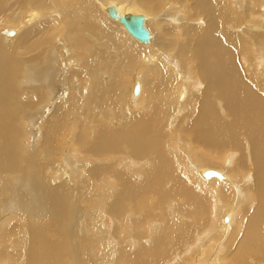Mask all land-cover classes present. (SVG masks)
Wrapping results in <instances>:
<instances>
[{"label": "bare ground", "instance_id": "1", "mask_svg": "<svg viewBox=\"0 0 264 264\" xmlns=\"http://www.w3.org/2000/svg\"><path fill=\"white\" fill-rule=\"evenodd\" d=\"M163 2L0 0V21L18 27L0 32V264H95L97 248L106 264H264V0H169L160 17ZM120 17L141 18L148 39ZM26 121L41 131L32 143ZM69 126V143L100 154L94 162L68 152L55 163ZM110 154L144 160L128 171L134 183ZM177 156L196 166L195 186L174 174ZM86 174L120 182L99 202L115 216L142 195L146 209L181 208L170 223L135 218L134 238L117 244L100 207L73 220L94 203L76 195Z\"/></svg>", "mask_w": 264, "mask_h": 264}, {"label": "rangeland", "instance_id": "2", "mask_svg": "<svg viewBox=\"0 0 264 264\" xmlns=\"http://www.w3.org/2000/svg\"><path fill=\"white\" fill-rule=\"evenodd\" d=\"M165 5H170L169 4V0H164L161 8L159 10H157V12L160 15V17H161V13H163V10L166 9ZM135 6H137L139 9H141V10H143L145 12H149V8L148 9L143 8L141 6H138V4H136ZM163 6H165V7H163ZM12 7L13 6H10L9 8H7V10H9ZM148 15H150V14H148ZM193 21H194L193 24L198 26V27H200V28L204 27V25H205L203 17L193 18ZM15 27H17L16 24L7 23L5 20H1L0 21V32H2L4 29H7V28L12 29V28H15ZM162 28L164 30V32L162 33V37H164V34L167 32V23L165 21H164V25L162 26ZM9 32H11V31H9ZM130 40L132 41L133 39L131 38ZM3 41H4V39H3ZM135 42L136 41L134 40L133 43H135ZM0 45H1V47L3 49L7 48V47H5L3 45V42H2V39H1V34H0ZM139 45H137V46H139ZM149 77H151V76H149ZM184 77L186 78V81L189 84V86L192 89H196L195 86L197 85V83H196V78L197 77H195L194 75H191L190 72H186ZM31 83L33 84V86H35L34 82H31ZM84 84L87 85L88 83L85 82ZM83 94L87 95V93L85 91L83 92ZM131 99H133V98H131ZM133 100H135V99H133ZM80 102L82 103L83 101H80ZM48 107H51V103L45 104L44 109L40 113H42V112L47 113L48 109H46V108H48ZM76 115L80 116L79 106L76 109ZM38 118H39V120H42L41 116H38ZM83 120H85V119H83ZM80 123H81V121H80ZM27 124H28V130L27 131H28L29 142L32 143L35 137L41 135V131L39 130V128L36 129L35 126H32V122L31 121H28ZM76 128H77L76 131H77L78 134H82L83 137H86L85 139H89L90 138L87 125H85V124H79L78 125L77 124ZM35 130H37V131L34 132ZM70 133H71V126L68 127V130H67V134L68 135H67L66 139L61 141L60 145L58 146L59 147L58 153L54 157L55 163L58 166H60V164H62V162H63V158L68 154V152L74 158H76L79 161H87L89 163L94 162L95 157L99 156L100 154L99 155H95V157H91L90 159H89V157L85 158L84 157L85 155H84L83 152H86L85 151L86 148L82 147L79 144L78 145L76 144L74 146L71 145L69 143V134ZM22 137H23L24 141L27 143L28 139H27V137H26L24 132L22 133ZM168 140L170 142H172V145H171L170 148H173L174 144H173V138L171 137V135H169ZM184 140H185V138H184ZM170 148L165 147L164 151H165L166 154H168V151H169ZM76 149H78V150H76ZM197 152H200V151H197ZM109 156L110 157H119V158L123 157L124 160L121 161V167L123 168V173L130 178L132 183H134L133 175L128 173V171L131 170L132 167L140 166V164L143 163L144 160L136 159V158H132V157L127 158V156L123 155V154H121V155L120 154H110ZM128 164H131V166H129ZM211 166H212L211 168H219V169H221V167L218 166V165H216V166L215 165H211ZM173 167H174V174L185 176V178L187 179L189 184L191 186H195L194 182L197 181L196 180L197 175L195 173V167L196 166H194V165H192L190 163L189 158L187 156L180 157L179 159H178V156L176 158H173ZM201 168H206V167H201ZM144 171H145V166L143 167V169H141L140 173L143 174ZM137 172H138V169H135V173H137ZM83 177L85 178V180L87 182V186L85 187V186H82L80 184H76L75 185L76 186V195L77 196H82L84 194L90 195L91 197L94 198V203H93L92 206H90V208H87V210L80 211V212H78L75 215V217L73 219L75 221V223H78L80 221V217H81L83 212H93L96 208L100 207L99 202H100L101 198H106L108 200H111L113 190L114 189H119V190L122 189L120 182H117L115 184V187H113L112 185L108 184L107 181H110L112 179L111 177L103 178V177L95 176V177H93L94 182H91V179L87 178V174L84 175ZM199 181H200V179H199ZM63 184L65 185V188L69 187V185H66L64 181H63ZM0 186H3V185L0 184ZM10 193H11V191H10ZM11 194H12V197H13L14 201H15V198L18 199L19 195H15L14 193H11ZM2 197L3 198L5 197V192H3V196ZM181 199L182 198H179L178 200H176V202H181V204H182V200ZM143 202H144V196L143 195L141 197H139V198H136V199H132L130 197L128 201L122 203L123 204V206H122L123 213L120 212L116 216L114 215V213L112 211V207H108L109 204H104V205H102L100 207L101 211H102V214H103V216H104V218H105V220H106V222H107V224L109 226L108 230H109V235L110 236H108V237H112V239H113V241L115 243H117V244H123V243L126 244L127 239L130 240L131 238H134V236H132V235H131L132 237H130V229H129V227H130V224H131L132 220H134L135 218H137L139 216H142L145 213H155L156 216H157V219L150 220L149 218H147V215H146V216L142 217V220H141L140 224L144 227V225H150V224H152L154 222H158V223H162V224L170 223V222H172V220H168V218H170L176 211H178L181 208V205L180 206L174 205L175 204L174 203L175 200H170V202H171V203H169L170 205H159V206H155L154 209H146V207H145ZM143 205L145 207V212H143V211L139 212V209H142ZM10 206H11V208H13V210L17 209V205H15L14 202L12 204H10ZM6 213L10 214L9 211H6ZM119 215H122V216H119ZM137 223L138 222L136 221L135 222V226H137ZM222 228H224V227H222ZM71 229H72V227H71ZM225 229H227V228H225ZM138 233H140L139 230H138ZM75 234H76V232L74 234H72V235L76 237ZM83 238H84V236L81 238V241L83 240ZM143 243H146L145 245L149 244V242H143ZM97 249H98V252L100 253V258L96 257ZM97 249L95 251V255H93V254L90 255L91 261L93 263H95V264H106L108 260L106 259L104 253L99 248H97ZM153 263H155V262H153ZM157 264H173V263L170 262V261L167 262L164 259L163 261H161V262H159Z\"/></svg>", "mask_w": 264, "mask_h": 264}, {"label": "water", "instance_id": "3", "mask_svg": "<svg viewBox=\"0 0 264 264\" xmlns=\"http://www.w3.org/2000/svg\"><path fill=\"white\" fill-rule=\"evenodd\" d=\"M119 21L132 37L138 39L139 41H146L148 39V33L147 30L143 27L141 18L120 17ZM212 176H217V173L210 171L205 175V177Z\"/></svg>", "mask_w": 264, "mask_h": 264}]
</instances>
